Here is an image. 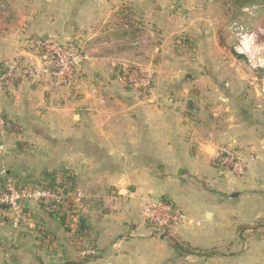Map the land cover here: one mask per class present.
Listing matches in <instances>:
<instances>
[{
	"label": "crops",
	"instance_id": "0c3cea01",
	"mask_svg": "<svg viewBox=\"0 0 264 264\" xmlns=\"http://www.w3.org/2000/svg\"><path fill=\"white\" fill-rule=\"evenodd\" d=\"M161 1L0 0V64L39 65L30 45L45 37L81 51L70 85L0 81V111L20 135L0 132V169L26 188L68 172L83 192L102 185L112 209L100 216L79 200L60 213L24 199L19 226L2 209L0 264L87 256L88 264H264V226L252 228L264 222V88L253 92V105L244 100L232 109L206 72L212 59L199 65L184 45L154 49L145 65L155 77L150 94L117 78L116 62L143 65L149 23L166 33L190 30L176 28L183 12ZM122 7L133 11V30L110 25ZM222 145L247 161L243 177L223 164ZM166 200L185 219L163 235L149 203ZM242 225L252 227L241 232Z\"/></svg>",
	"mask_w": 264,
	"mask_h": 264
},
{
	"label": "rangeland",
	"instance_id": "374dc122",
	"mask_svg": "<svg viewBox=\"0 0 264 264\" xmlns=\"http://www.w3.org/2000/svg\"><path fill=\"white\" fill-rule=\"evenodd\" d=\"M161 3L174 13L177 9L183 12L180 13L181 25L176 28L190 30L166 33L163 27L149 23L146 45L141 47L148 51V56L142 66L150 63L155 48L184 45L194 60L199 58V65H204L207 58L212 59L211 64L205 63L206 72L214 76L212 86L218 90L217 94L224 91L230 97L227 103L232 109L244 100L249 106L253 105V92L256 88H264V0H252L244 7H239L233 0H163ZM80 52L77 49L78 56ZM161 58L158 57L157 62H162ZM146 60L149 61L144 62ZM119 64L122 62H116L114 66L116 74ZM193 90L200 92L202 88L198 86ZM77 189L82 191L78 187L75 191ZM85 192L82 191L83 196Z\"/></svg>",
	"mask_w": 264,
	"mask_h": 264
},
{
	"label": "built area",
	"instance_id": "2783aa9c",
	"mask_svg": "<svg viewBox=\"0 0 264 264\" xmlns=\"http://www.w3.org/2000/svg\"><path fill=\"white\" fill-rule=\"evenodd\" d=\"M31 46L38 50L40 64L35 65L30 62H20L16 59L8 64V69L2 72L0 81H13L17 79H38L40 82L49 86L70 85L74 79V72L77 66L78 54L76 46L72 43H63L55 37H45L35 40ZM124 68V74L117 73L118 79L126 86L137 92L150 94L153 91L155 80L154 73L147 67H134L128 64L120 65ZM8 131V125L3 117L0 116V132ZM219 154L225 166L237 177L241 178L246 173L247 161L230 146L222 145L219 147ZM59 176V175H58ZM55 179L45 180L32 188L23 187L17 180L6 177L4 169H0V210H11L13 215V224H19L26 218L22 206L24 199L36 201H45L60 210L66 207L70 201H79L83 197L82 191L65 190L64 188L49 187L51 181H58L60 176ZM75 191V192H74ZM149 219L153 223L156 232L168 234L182 220L185 219V213L178 209L170 200L155 203H149Z\"/></svg>",
	"mask_w": 264,
	"mask_h": 264
},
{
	"label": "trees",
	"instance_id": "16d2710c",
	"mask_svg": "<svg viewBox=\"0 0 264 264\" xmlns=\"http://www.w3.org/2000/svg\"><path fill=\"white\" fill-rule=\"evenodd\" d=\"M252 0H233L235 4H237L239 7H244L245 5H248ZM133 11L131 8L128 7H122L119 13L114 17V20L110 25L119 27L121 29L129 30L134 29L135 22L134 18L132 17ZM20 62H23V59H18ZM2 68V72L7 71L8 64H0ZM133 66V65H132ZM119 69V74H124V68L122 66L117 67ZM21 79L13 80V82L20 81ZM32 81H36V79H32ZM6 82V81H3ZM195 91L193 90V93ZM0 116L3 117V119L6 121V124L8 125V129L11 130V132L16 133V135L19 137L18 134L19 131L16 130V127L13 125V123L8 119L7 115L4 114L2 111H0ZM20 148H27V144L25 142L19 143ZM221 156V155H220ZM219 156V157H220ZM220 160V159H219ZM217 164H219V161H216ZM50 188L56 189V187L64 188L65 190L73 191L75 190L77 186V180L75 176H72V174L65 172L62 176H60L59 180H53L51 181V184L49 185ZM105 188L102 185H99L97 183H93L86 192V196L81 197L80 201L81 203H91L95 209H97L100 212V216H104L112 211V209L109 207V205L105 202ZM73 201H70L72 203ZM152 223V222H151ZM153 224V223H152ZM261 226H264L263 221H257L254 223L253 227L249 225H242L239 227L241 232H244L248 228H259ZM89 228V227H88ZM83 230V229H82ZM172 241L175 242L176 245H179L173 238H171ZM195 249H189L190 252H192ZM90 262V257H83L80 260H68L63 262L62 264H88ZM39 264H42L39 263Z\"/></svg>",
	"mask_w": 264,
	"mask_h": 264
},
{
	"label": "bare ground",
	"instance_id": "6f19581e",
	"mask_svg": "<svg viewBox=\"0 0 264 264\" xmlns=\"http://www.w3.org/2000/svg\"><path fill=\"white\" fill-rule=\"evenodd\" d=\"M246 41H247V39H246ZM245 42V41H244Z\"/></svg>",
	"mask_w": 264,
	"mask_h": 264
}]
</instances>
